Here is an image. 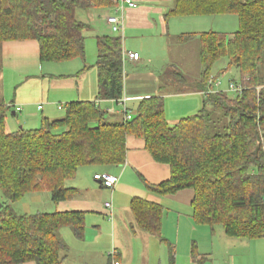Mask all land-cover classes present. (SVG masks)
<instances>
[{"label": "trees", "instance_id": "trees-1", "mask_svg": "<svg viewBox=\"0 0 264 264\" xmlns=\"http://www.w3.org/2000/svg\"><path fill=\"white\" fill-rule=\"evenodd\" d=\"M115 0H0V44L34 41L42 63L86 60L85 32L91 24L78 18L79 11L100 12ZM171 17L238 16L239 30L186 34L200 39L203 65L199 90L203 108L172 126L166 119L165 99L140 101L126 110L132 119L114 121L96 102H72L59 120L43 119L40 129L8 131L11 106L0 104V264H63L68 246L60 238L65 227L83 239V212L16 214L13 207L29 194L49 192L54 204L70 201L79 193L67 187L82 167L123 166L127 139L145 142L153 160L171 169V176L146 188L158 195L192 190L193 218L215 233L224 228L229 238H264V85L260 66L264 58V0H173ZM98 100L124 98L125 54L123 38H97ZM228 60L242 79V92L207 94V83L216 63ZM88 70V67L81 73ZM179 86L188 82L181 77ZM141 231L162 237L164 209L135 198L131 204ZM202 261H199L201 264Z\"/></svg>", "mask_w": 264, "mask_h": 264}, {"label": "crops", "instance_id": "crops-1", "mask_svg": "<svg viewBox=\"0 0 264 264\" xmlns=\"http://www.w3.org/2000/svg\"><path fill=\"white\" fill-rule=\"evenodd\" d=\"M135 1L139 4L138 8L126 11L122 32L125 54L123 99H126L127 109H131L136 108L143 99L154 96L163 97L166 119L170 125L174 126L182 119L188 118L186 116L200 112L203 108L204 93L199 90L200 82L198 84L188 82L186 86H179L176 81L165 78L166 83L161 85L164 81L163 77L169 72L168 38L172 35L177 41L185 34L210 32L211 30L201 29L199 24L205 20L200 19L205 17L213 21V18H209L210 16H196L199 20H190L187 17L168 18L169 12L174 8L173 0ZM107 14H113V11H100L99 17L103 20V16ZM106 28L110 30L108 26ZM9 43L26 42H6L5 45L8 46ZM9 49L12 51L5 52H13L15 46H10ZM36 49L32 55L33 59H40L38 44ZM129 53L138 54L139 59L128 58ZM95 58L97 61V56ZM78 60L60 63L65 64L61 67L46 66L49 73L45 75L50 74V71L51 74H61L62 77L65 74L69 75L68 80H65L66 83H63L65 81L55 82L52 95L51 90L46 92L47 87L42 82L39 87L34 88L33 84H29L33 82L32 78L28 81L24 80L28 82L25 84L27 91L21 96L27 98L18 99V106H20V112L25 113L23 118L28 130L39 126L40 114L35 110L31 111V107L35 108L38 102L42 103L37 106V111L42 112L43 119L59 120L58 112L64 111V106L72 102H96L106 112L107 109H111L113 113H108L114 118L123 116L118 112L120 104L98 100L97 68L87 66V62L90 65L95 64L94 57L89 59L87 54L85 61L77 62ZM85 66L88 70L81 73ZM43 79L45 80L46 77ZM127 149V160L123 166L80 168L76 177L66 184L67 187L79 191L74 199L54 204L51 194L43 192L29 194V200L22 203L24 214L30 215L55 212L85 213L86 228L83 239H78L70 227H65L60 231V236L68 246L63 264H114L115 262L120 264H171L168 244L161 241L159 237L141 231L138 227L131 210V204L135 198L157 204L164 209L162 237L173 247V264H181L180 254L187 264H199L198 256L202 260L201 264L204 260L206 263L210 261L211 264H216L222 259L223 253L220 250L225 251L223 261L225 258L229 259L226 264H239L237 255L233 253L235 250H248V255L243 257L240 263H264V238L243 240L238 244H233L234 242H229V239L233 238H229L224 230H216L215 233L212 230L206 232L203 226L195 223L193 218L194 192L183 190L175 195L162 196L149 191L141 176L151 184H160L170 178L171 169L167 165L156 163L141 139L129 137ZM101 173H109L119 179L115 188L109 189V198L98 193V190L107 188L100 182L92 180L96 174ZM45 201L52 204L49 211H41L42 207H39ZM109 203L112 204V209L106 207ZM197 234H199L197 239L203 238L204 242L200 243L195 240ZM112 252L115 253L113 257L110 256Z\"/></svg>", "mask_w": 264, "mask_h": 264}, {"label": "rangeland", "instance_id": "rangeland-1", "mask_svg": "<svg viewBox=\"0 0 264 264\" xmlns=\"http://www.w3.org/2000/svg\"><path fill=\"white\" fill-rule=\"evenodd\" d=\"M109 11H111L109 9ZM102 12V11H101ZM100 12H86V11H79L78 12V18L86 23L91 24L92 29L85 32V37H86V56L88 54V58L91 59L94 57L95 59V64H91L87 62V66L90 67H96V56L98 60V53H97V37L98 35H114V36H121L123 37L122 33H113L111 30H108L106 27V23L102 18H100L99 15ZM175 18V17H171ZM187 18H190V20H199L197 18L199 17H193L189 16ZM195 18V19H192ZM209 18H213V21L210 19H207L203 17V19L200 20H205L203 23L199 24L201 29H208V31H214V32H221V33H226V34H232L235 33L239 30V20L238 16L234 14H228V15H215V16H210ZM98 30V31H97ZM98 33V34H97ZM186 35V34H185ZM6 43L0 44V104L6 103L10 105L12 108L9 111L7 115V125H8V131L9 132H15L18 131L19 129H26L28 130V126L24 123V118L23 114L19 110V102L18 99H23L27 97H22L21 95H25V92L27 91V84L28 82H24V80L27 79H33L32 83L34 88L37 86L39 87L41 82L44 84L45 87H47L46 92L48 90H51V95H52V90L55 86V82L58 81H65L68 80V74H65L63 77L61 74H50L45 75V73H49V71L46 70V66H56V67H61L65 66V64H60V63H42L40 59L35 58L33 59V53H35V50H37V44L35 42H26V43H9L10 45H5ZM168 44H169V72L167 73L166 76H164L163 80L161 82V85H164L166 83L165 78L167 80H174L176 82H180L181 77H183L187 82H190V84L202 81L201 73L203 69V65L201 63L200 59V39L197 37L195 39L193 38H184L183 40H177L175 39V36H169L168 38ZM7 46V47H6ZM10 46H15V49H13V52H10ZM6 47V48H5ZM179 49V51H177ZM7 50H10L8 52H5ZM25 54H27V57H25ZM26 58V59H25ZM77 62H82V60H78ZM68 66V65H66ZM74 66V65H70ZM64 68V67H62ZM44 69V70H43ZM260 81L261 84L264 85V58L263 62L260 66ZM47 71V72H46ZM61 76V77H60ZM211 76L216 77L219 79L222 83L220 88H216L215 91L217 92H225L227 93L230 97L236 96V94L229 89L230 82H236L238 85L241 86L242 84V79L239 70L236 67H230L229 61L228 60H222L216 63L212 70ZM43 77H46L44 80ZM60 77V78H59ZM64 78V79H61ZM73 80V79H71ZM67 81L63 82L66 83ZM192 82V83H191ZM16 103V104H13ZM42 104L41 102H38ZM133 106V104H130V106ZM37 106L35 108L31 107V111H36V113L40 114L39 118V126L37 128L33 129H40L42 127V122H43V116L42 112L37 111ZM129 106V105H128ZM129 106V107H130ZM134 107V106H133ZM24 108V107H23ZM26 110V108H24ZM125 110V107L121 105V107H118V112L123 114V111ZM14 113L16 115L14 116ZM59 113V119L63 118L65 115V112H58ZM197 113V112H196ZM195 114H191L190 116H193ZM186 116V117H190ZM122 119L121 116H118V118H114V121H120ZM94 182V178H92ZM93 193L92 191H90ZM98 193L102 194L104 197H110V191L109 189H100L98 190ZM108 197V198H109ZM29 196L24 198L19 204H16V206L13 207L14 211L16 214L23 215L24 214V209L22 206V203L27 202L29 200ZM4 197L2 193L0 192V202L3 203ZM39 207L41 208V211H49L50 208L52 207V204L43 203ZM0 225H1V220H0ZM203 230H211L210 227L208 226H203ZM216 230H224L222 226H217ZM199 234L195 236V240L198 242H204L203 238H198ZM62 239V236H60ZM63 240V239H62ZM243 240L241 239H229L230 243L233 244H238L239 242H242ZM248 242V241H246ZM65 243V242H64ZM187 245V244H186ZM197 246V244H196ZM233 245H231L232 247ZM183 247V246H182ZM223 255H225V251H221ZM248 250H242V251H234V255H237L238 263L239 264H244L240 263L242 261V258L248 255ZM222 255V259L219 260V263L216 264H226L229 262L228 258H225ZM171 256V254H170ZM221 256V255H220ZM201 257V256H200ZM171 258V257H170ZM180 259H181V264H187V261H185L184 257L182 254H180ZM198 260L200 261V258L198 256ZM202 261V260H201ZM206 260L203 261V264H211L209 261L208 263L205 262ZM172 264V261H171ZM264 264V263H262Z\"/></svg>", "mask_w": 264, "mask_h": 264}, {"label": "built area", "instance_id": "built-area-1", "mask_svg": "<svg viewBox=\"0 0 264 264\" xmlns=\"http://www.w3.org/2000/svg\"><path fill=\"white\" fill-rule=\"evenodd\" d=\"M114 7L111 8L113 11V14H107L103 16V20H105L106 25L110 28V30L113 33H122L124 29V22H125V13L128 9H137L138 3L135 0H115L114 1ZM128 58L132 60H138L139 55L138 54H132L129 53L127 55ZM222 85L221 81L217 79L214 76H211L207 83V91L205 92V95L207 94H214L218 93L215 91L216 88H220ZM230 91L234 92L236 95L240 94L242 92V86L238 85L236 82L231 81L229 85ZM113 103L123 105L125 107V110L123 111V114H125V119L131 120L132 115L126 114V99H122L118 102L113 101ZM111 109H107V112H111ZM113 113V112H111ZM95 181L100 182L105 188L107 189H114L115 186L118 184L119 179L116 176H113L109 173H101L96 174L94 176ZM107 208L112 209V204H106ZM115 255L114 252L111 253V257ZM114 264H120L118 262H115Z\"/></svg>", "mask_w": 264, "mask_h": 264}, {"label": "water", "instance_id": "water-1", "mask_svg": "<svg viewBox=\"0 0 264 264\" xmlns=\"http://www.w3.org/2000/svg\"><path fill=\"white\" fill-rule=\"evenodd\" d=\"M3 208V204L0 202V210Z\"/></svg>", "mask_w": 264, "mask_h": 264}]
</instances>
